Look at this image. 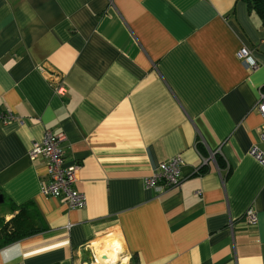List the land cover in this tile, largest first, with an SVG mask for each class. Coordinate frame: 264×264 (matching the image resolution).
<instances>
[{"label":"crops","instance_id":"1","mask_svg":"<svg viewBox=\"0 0 264 264\" xmlns=\"http://www.w3.org/2000/svg\"><path fill=\"white\" fill-rule=\"evenodd\" d=\"M263 90L247 0H0V111L16 116L0 120V218L26 205L46 227L0 264H264ZM46 131L80 164L83 207L42 192ZM176 156L180 187L147 188Z\"/></svg>","mask_w":264,"mask_h":264},{"label":"built area","instance_id":"2","mask_svg":"<svg viewBox=\"0 0 264 264\" xmlns=\"http://www.w3.org/2000/svg\"><path fill=\"white\" fill-rule=\"evenodd\" d=\"M237 55L246 67L250 69H257L259 67V62L247 46H242L238 50ZM63 90L61 87L58 91L63 93ZM256 108L264 117V90L260 93ZM15 118L16 116L9 109L0 111V120L4 123ZM260 137L264 141V124ZM64 139L65 135L63 134H54L51 131H46L42 139L33 142L30 156L32 159L43 156L47 161L49 181L42 187L43 194L56 197L62 196L72 208L83 207L86 204V196L75 187L76 172L80 164H66V157L62 147ZM250 154L264 165V148L255 144L251 147ZM183 164L184 160L180 156L161 162L158 168L146 177L145 186L147 188H154L159 192L180 187L183 181ZM246 217L251 223L258 221V215L253 209L247 210ZM101 258L104 259V256H101Z\"/></svg>","mask_w":264,"mask_h":264},{"label":"trees","instance_id":"3","mask_svg":"<svg viewBox=\"0 0 264 264\" xmlns=\"http://www.w3.org/2000/svg\"><path fill=\"white\" fill-rule=\"evenodd\" d=\"M247 1L249 7L259 14L264 24V0ZM45 229L46 227L35 210L30 211L26 205L19 206L18 214L12 217L10 221L0 218V247Z\"/></svg>","mask_w":264,"mask_h":264},{"label":"rangeland","instance_id":"4","mask_svg":"<svg viewBox=\"0 0 264 264\" xmlns=\"http://www.w3.org/2000/svg\"><path fill=\"white\" fill-rule=\"evenodd\" d=\"M113 238H115L114 236H112L111 238H109L108 239V242H110V241H112L113 240ZM109 245V243H107L106 244V246H108ZM108 248V247H107ZM105 249V248H104ZM100 250H103L102 248L100 249ZM100 250L98 251V253L100 252ZM119 260L116 262V263H114V264H122L123 263V258H124V252L123 251H121L120 253H119Z\"/></svg>","mask_w":264,"mask_h":264},{"label":"water","instance_id":"5","mask_svg":"<svg viewBox=\"0 0 264 264\" xmlns=\"http://www.w3.org/2000/svg\"><path fill=\"white\" fill-rule=\"evenodd\" d=\"M4 202L3 194L0 193V203Z\"/></svg>","mask_w":264,"mask_h":264}]
</instances>
